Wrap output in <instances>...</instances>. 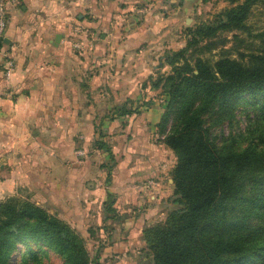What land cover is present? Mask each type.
<instances>
[{
    "label": "trees",
    "instance_id": "trees-1",
    "mask_svg": "<svg viewBox=\"0 0 264 264\" xmlns=\"http://www.w3.org/2000/svg\"><path fill=\"white\" fill-rule=\"evenodd\" d=\"M228 1L233 6L215 23L187 28L186 46L167 61L171 73L153 84L168 97L157 127L175 164L166 217L142 231L148 259L141 264H264V43L247 59L202 57L217 47L219 30L244 29L262 0ZM132 112L123 104L116 115ZM239 116L245 130L214 132L226 122L234 128ZM96 142L114 162L112 149ZM108 195L103 227L116 217ZM89 232L88 239L30 199L7 198L0 202V264H97L87 242L98 237Z\"/></svg>",
    "mask_w": 264,
    "mask_h": 264
},
{
    "label": "crops",
    "instance_id": "crops-1",
    "mask_svg": "<svg viewBox=\"0 0 264 264\" xmlns=\"http://www.w3.org/2000/svg\"><path fill=\"white\" fill-rule=\"evenodd\" d=\"M132 1L16 0L12 4L7 0L8 23L0 47V170L12 165L16 182L32 191L38 204L48 205L51 213L74 228L95 225L86 232L91 230L98 237L90 240L97 247L95 252L99 251V264L147 261L142 231L166 217L173 192L166 168L172 152L162 142L150 145L149 124L154 120L147 111L119 118L128 125L120 135L123 143L113 152H119L122 159L107 186L116 198V217L108 218L107 227H103L102 211L106 198L99 200L105 169L97 168L98 183L93 181L95 168L70 167L65 161L72 159L73 149L72 144L69 149L64 143L73 140L78 131L75 126L88 123L91 116L84 110L93 103L87 105L88 84L72 67L76 55L68 52L66 45L74 16L93 13V22L109 26V12L117 8L125 11L122 3ZM57 34L62 38L55 45ZM8 57L14 61L9 78L5 76ZM5 181L4 177L1 187L10 188ZM148 182L153 185L147 186Z\"/></svg>",
    "mask_w": 264,
    "mask_h": 264
},
{
    "label": "rangeland",
    "instance_id": "rangeland-1",
    "mask_svg": "<svg viewBox=\"0 0 264 264\" xmlns=\"http://www.w3.org/2000/svg\"><path fill=\"white\" fill-rule=\"evenodd\" d=\"M180 2L181 0H135L122 3L125 11L117 8L109 12L112 21L109 26L93 22L95 18L93 13H83L82 18L74 16L66 45L68 52L76 55L72 67L79 71L83 81L88 84L86 87L90 93L86 98L87 105L93 103L84 110L91 116L88 123L75 126L78 131L73 140L64 143L68 148L72 144L73 149L72 159L67 157L65 161L70 167L95 168L92 175L94 182L99 183L97 179L100 175L97 168H104L107 171L113 166V173L122 159L120 153L116 152L113 162L107 151L97 149L96 141L104 142L113 152L120 148V143H123L120 135L126 132L128 125L120 121V117L116 115L117 109L123 104L133 111L130 114L132 117L146 111L151 114L155 124H149L152 131L149 132L148 140L152 146L161 144L162 137L158 133L157 124L166 108L168 97L163 89L153 87L154 81L171 73L172 66L167 61L175 52L186 46L189 38L188 27L195 28L202 23H215L222 11L233 6L228 0H185L184 4ZM110 8L113 9L112 6ZM246 24L241 30H219L218 35L212 39L217 47L204 53L202 57L211 61L223 55L247 59L248 54L257 52L264 43V0L252 7ZM77 44L81 47H76ZM138 125L140 122L135 123L134 128ZM232 126L234 128L226 122L215 128L214 132L226 136L231 129L234 132L245 130L247 122L244 116L237 117ZM169 127L170 122L168 129ZM132 134L135 135V130ZM80 150L85 151V155L75 154ZM167 164L166 168L171 170L175 164L173 153H170ZM11 167L12 165L0 170V202L18 196L37 203L36 198L32 197V191L16 182L17 174L11 171ZM2 176L7 179L5 183L10 188L1 187L4 179ZM12 180L13 183H10ZM111 181L112 178L110 181L105 178V182L102 183L104 190L102 189L99 200L101 197L109 200L107 186ZM150 188L152 187L148 189ZM48 207L46 205L47 209ZM94 227L95 225L88 227L84 225L76 229L88 238L90 236L86 229L92 230ZM87 247L93 258L100 257L95 252L97 247L93 241L88 240ZM138 254L137 252L136 256H139ZM51 257L53 261L59 262L54 255Z\"/></svg>",
    "mask_w": 264,
    "mask_h": 264
},
{
    "label": "built area",
    "instance_id": "built-area-1",
    "mask_svg": "<svg viewBox=\"0 0 264 264\" xmlns=\"http://www.w3.org/2000/svg\"><path fill=\"white\" fill-rule=\"evenodd\" d=\"M12 4L16 3V0H11ZM8 2L7 0H0V47L2 43L4 42L5 38V32L7 29V23H8ZM76 47H81L80 45H76ZM14 69V61L12 58H7L6 60V69H5V76L9 78L12 74V71ZM75 154L77 156L85 155V151H76ZM148 185H153V182H148Z\"/></svg>",
    "mask_w": 264,
    "mask_h": 264
},
{
    "label": "water",
    "instance_id": "water-1",
    "mask_svg": "<svg viewBox=\"0 0 264 264\" xmlns=\"http://www.w3.org/2000/svg\"><path fill=\"white\" fill-rule=\"evenodd\" d=\"M61 38H62L61 34H57L55 36V45H58V43L61 41Z\"/></svg>",
    "mask_w": 264,
    "mask_h": 264
}]
</instances>
